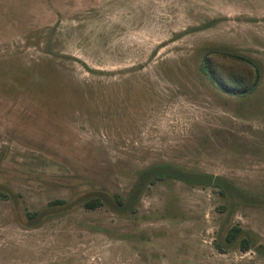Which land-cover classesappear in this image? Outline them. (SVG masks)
<instances>
[{"label":"rangeland","instance_id":"1","mask_svg":"<svg viewBox=\"0 0 264 264\" xmlns=\"http://www.w3.org/2000/svg\"><path fill=\"white\" fill-rule=\"evenodd\" d=\"M0 264H264V0H0Z\"/></svg>","mask_w":264,"mask_h":264},{"label":"trees","instance_id":"2","mask_svg":"<svg viewBox=\"0 0 264 264\" xmlns=\"http://www.w3.org/2000/svg\"><path fill=\"white\" fill-rule=\"evenodd\" d=\"M217 50L216 47H208L205 48V51L203 55L201 56L198 67L201 70L202 73H204L206 76L209 77L211 82L215 83L216 86L223 91L229 92V93H235V92H245L246 90L250 89L251 86H247L242 83V80L240 76H237L233 72H229L228 74H223L215 68V66L211 63L209 54L211 52H215ZM219 50V49H218ZM218 53L224 54L228 57H231L233 60H239V61H245L249 65L252 66L254 70H256V66L254 62L249 59L247 56L243 54H239L236 52H232L229 50H220ZM257 71V70H256ZM226 76V77H225ZM252 84V83H251ZM164 175V172H156L151 178L150 181H153L155 178H160ZM207 176H210V178L213 177V174H206ZM222 189L219 188V191ZM116 200L119 201L118 194L115 196ZM58 201L56 198L51 199L49 202H56ZM100 203V199L96 196L86 198L82 204L85 207H94L95 205ZM31 212H28L27 214L30 215ZM240 229V226L238 224H230L224 231L223 234V240L228 243L233 239V236L236 234V232ZM214 245L217 249H222V246L218 242H214ZM238 245L241 249H245L247 247V239L245 237H241L238 241Z\"/></svg>","mask_w":264,"mask_h":264}]
</instances>
